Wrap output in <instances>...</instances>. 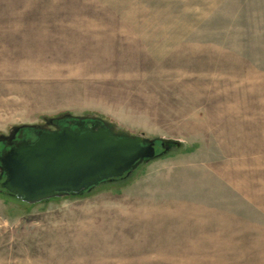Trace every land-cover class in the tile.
Listing matches in <instances>:
<instances>
[{
	"label": "rangeland",
	"instance_id": "rangeland-1",
	"mask_svg": "<svg viewBox=\"0 0 264 264\" xmlns=\"http://www.w3.org/2000/svg\"><path fill=\"white\" fill-rule=\"evenodd\" d=\"M62 112L170 148L83 194L0 189V264H264V0H0V133Z\"/></svg>",
	"mask_w": 264,
	"mask_h": 264
},
{
	"label": "water",
	"instance_id": "water-1",
	"mask_svg": "<svg viewBox=\"0 0 264 264\" xmlns=\"http://www.w3.org/2000/svg\"><path fill=\"white\" fill-rule=\"evenodd\" d=\"M43 120L0 133L9 146L0 156V189L28 204L89 192L161 156L157 144L170 148L166 139L132 134L97 114L62 112ZM24 131L35 139L15 144Z\"/></svg>",
	"mask_w": 264,
	"mask_h": 264
},
{
	"label": "flooded vegetation",
	"instance_id": "flooded-vegetation-1",
	"mask_svg": "<svg viewBox=\"0 0 264 264\" xmlns=\"http://www.w3.org/2000/svg\"><path fill=\"white\" fill-rule=\"evenodd\" d=\"M35 133H24L20 134L15 141V144H18L23 139H35ZM9 149V146L6 143H0V156L5 153L6 150Z\"/></svg>",
	"mask_w": 264,
	"mask_h": 264
},
{
	"label": "trees",
	"instance_id": "trees-1",
	"mask_svg": "<svg viewBox=\"0 0 264 264\" xmlns=\"http://www.w3.org/2000/svg\"><path fill=\"white\" fill-rule=\"evenodd\" d=\"M29 133H31V132H29Z\"/></svg>",
	"mask_w": 264,
	"mask_h": 264
}]
</instances>
